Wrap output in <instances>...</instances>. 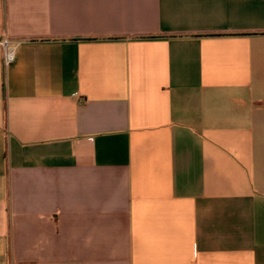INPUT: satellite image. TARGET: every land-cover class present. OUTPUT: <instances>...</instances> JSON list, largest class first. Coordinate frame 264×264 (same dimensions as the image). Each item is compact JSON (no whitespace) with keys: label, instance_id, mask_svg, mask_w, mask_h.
I'll return each mask as SVG.
<instances>
[{"label":"crops","instance_id":"crops-1","mask_svg":"<svg viewBox=\"0 0 264 264\" xmlns=\"http://www.w3.org/2000/svg\"><path fill=\"white\" fill-rule=\"evenodd\" d=\"M0 264H264V0H0Z\"/></svg>","mask_w":264,"mask_h":264},{"label":"built area","instance_id":"built-area-1","mask_svg":"<svg viewBox=\"0 0 264 264\" xmlns=\"http://www.w3.org/2000/svg\"><path fill=\"white\" fill-rule=\"evenodd\" d=\"M20 42H12L7 39L2 43L4 49V64L9 67L16 60L17 50L20 47Z\"/></svg>","mask_w":264,"mask_h":264}]
</instances>
